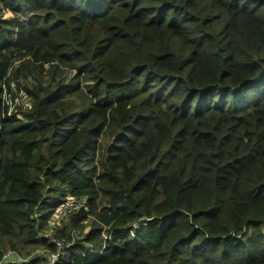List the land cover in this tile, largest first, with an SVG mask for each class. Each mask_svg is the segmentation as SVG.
I'll return each instance as SVG.
<instances>
[{
    "label": "trees",
    "instance_id": "trees-1",
    "mask_svg": "<svg viewBox=\"0 0 264 264\" xmlns=\"http://www.w3.org/2000/svg\"><path fill=\"white\" fill-rule=\"evenodd\" d=\"M51 239L56 264H264V0H0V264Z\"/></svg>",
    "mask_w": 264,
    "mask_h": 264
},
{
    "label": "built area",
    "instance_id": "built-area-1",
    "mask_svg": "<svg viewBox=\"0 0 264 264\" xmlns=\"http://www.w3.org/2000/svg\"><path fill=\"white\" fill-rule=\"evenodd\" d=\"M2 93H4L5 95H7L8 97H4L2 98V101L4 102V104L6 106H9L12 108V111L8 114V116H13V114L15 112H18V110H20L21 108L25 107L24 105L19 104L20 100H26L28 103L27 107H30V99L29 96L27 94V92L25 91V89H18V84L15 81H12L10 83V85H4L2 86ZM75 201L74 200H69L68 202V208L69 211H71L73 209V206L75 207ZM66 212V209L62 210L61 214H64ZM61 253H57L55 255H52L53 260H58L60 259ZM4 260H8V261H13V262H17V259H14V254L13 253H9L6 254L4 257Z\"/></svg>",
    "mask_w": 264,
    "mask_h": 264
},
{
    "label": "rangeland",
    "instance_id": "rangeland-1",
    "mask_svg": "<svg viewBox=\"0 0 264 264\" xmlns=\"http://www.w3.org/2000/svg\"><path fill=\"white\" fill-rule=\"evenodd\" d=\"M11 16H12V14L10 12H7V13L4 14V17L5 18L11 17ZM21 84H23V82ZM19 104L25 106V107L21 108L24 111L30 109V107H27L26 108V106H28V103H27L26 100H20L19 101ZM69 200H74V199H69ZM69 200L67 201L66 204L62 205V207L59 209L56 217L53 218V219H55V223L60 224L62 221L64 223L66 221L65 218L67 216L73 214V212H75V211H78L83 206L80 201L74 200L75 201V204H74L75 207L73 206V209L71 211H69V208H68V202H69ZM63 209H66V212L64 214H61ZM92 221H93V219L91 218V221L89 223H92ZM63 223L60 224V227H63V225H64ZM55 230L56 229H50V227H49L50 237L52 236L53 232H55ZM87 232H88V230H87ZM73 235H74V237L76 239H81L80 235H78V234H73ZM51 240H53V242L59 246V252L60 253H64L65 248H64L63 244L59 243L58 241H56L54 239H51ZM44 250L45 249H41V250L33 251L32 253H41V254L45 255L44 253H46V251H44ZM9 253H13L14 254V252H12V251L11 252H8L7 254H9ZM14 259H19V257L16 256V255H14ZM53 261H55V263H56V260H53V258L51 256V258L49 259V262L46 263V264H52ZM5 262L16 263V262H13V261H8V260H6ZM55 263H53V264H55Z\"/></svg>",
    "mask_w": 264,
    "mask_h": 264
},
{
    "label": "bare ground",
    "instance_id": "bare-ground-1",
    "mask_svg": "<svg viewBox=\"0 0 264 264\" xmlns=\"http://www.w3.org/2000/svg\"><path fill=\"white\" fill-rule=\"evenodd\" d=\"M3 95H4V96H3L2 98H4V97H6V98H7V97H8V96H7V95H5V94H3ZM24 100H25V99H24ZM8 107H9V106H8ZM11 111H12V108H11V107H9L8 114H9ZM10 116H11V115H10ZM104 236L106 237V235H104ZM52 258H53V257H52ZM58 260H59V259H58ZM58 260H56V263H57V261H58ZM53 263H55V261H53ZM53 263H52V264H53ZM56 263H55V264H56Z\"/></svg>",
    "mask_w": 264,
    "mask_h": 264
}]
</instances>
